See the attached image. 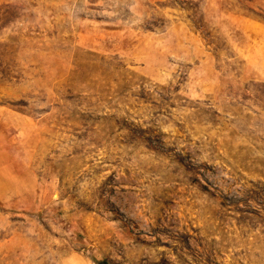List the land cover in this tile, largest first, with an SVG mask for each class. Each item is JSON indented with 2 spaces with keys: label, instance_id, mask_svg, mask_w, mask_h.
Listing matches in <instances>:
<instances>
[{
  "label": "rangeland",
  "instance_id": "obj_1",
  "mask_svg": "<svg viewBox=\"0 0 264 264\" xmlns=\"http://www.w3.org/2000/svg\"><path fill=\"white\" fill-rule=\"evenodd\" d=\"M0 264H264V0H0Z\"/></svg>",
  "mask_w": 264,
  "mask_h": 264
}]
</instances>
